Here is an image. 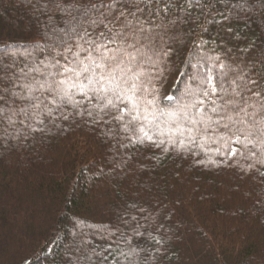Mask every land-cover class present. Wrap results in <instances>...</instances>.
<instances>
[{"label": "trees", "instance_id": "obj_1", "mask_svg": "<svg viewBox=\"0 0 264 264\" xmlns=\"http://www.w3.org/2000/svg\"><path fill=\"white\" fill-rule=\"evenodd\" d=\"M71 21L53 0H0V63L48 71L83 59L73 42L86 48L88 37L73 36ZM153 27L126 77L139 99L123 121L79 93L67 119L44 125L17 111L28 101L4 105L0 264H264V144L253 137L228 154L240 125L225 103H243L234 90L250 95L231 83L240 77L264 90V0H173ZM206 76L223 99L203 95Z\"/></svg>", "mask_w": 264, "mask_h": 264}, {"label": "snow or ice", "instance_id": "obj_2", "mask_svg": "<svg viewBox=\"0 0 264 264\" xmlns=\"http://www.w3.org/2000/svg\"><path fill=\"white\" fill-rule=\"evenodd\" d=\"M53 2L55 6L61 7L71 15L69 31L72 35L81 40L88 37L85 41L86 48L73 42V47L83 49L80 53L83 59L73 53L72 61H68L67 57L64 64L56 60L48 71L0 63V114L4 112L5 104L26 100L28 103L17 111L35 119L37 125H44L45 119L49 122H55L60 116L67 119L64 110L67 106L76 107L81 103V100L76 99L75 96L79 93L83 100L90 102L99 100L104 103L105 108H115L116 115L113 119L123 121L124 115L131 114L128 105L131 104L135 109L136 101L139 99L137 84L134 80L126 78L130 73L135 75L132 65L137 62L138 45L145 47L154 42L152 33L155 30L153 27L155 19L161 14L163 18H167L173 0H70L69 3H64V0H53ZM186 2L189 5L193 4V0ZM199 2L200 0H197V3ZM67 51L72 53L73 49L67 48ZM61 55L63 56V53ZM45 67L49 66L45 65ZM223 67L224 65H220L221 69ZM33 72L38 73L39 78L32 76L34 82L22 83V78L28 80ZM138 78L137 76L136 79ZM205 81L211 85V88L203 95L209 97L216 94L218 99H223L219 96L222 91L221 86L213 84L209 76L205 77ZM240 81L237 83L233 80L231 83L236 84L238 89L243 88L250 93L248 98L244 99V92L234 90V94L240 96L243 103L225 102L231 105V115L227 118L233 121V126L237 122L240 125L233 133L235 139L229 137L227 141L228 154L232 157L242 155L239 148L232 147L233 144L247 146L252 143L253 137L258 143L264 144V90H254L260 86L258 79L240 77ZM112 84L115 88L107 86ZM25 89L29 91L28 95L24 94ZM113 97L121 104L125 101L127 104L120 107L114 103ZM253 97L256 98L255 104L250 103ZM200 103L203 104L204 101ZM211 103L212 113H217L216 99H212ZM224 108L225 104L219 105V109ZM249 108L252 110L249 111ZM100 110L103 111V108ZM75 114L84 115L79 111ZM87 115L91 116L93 113L88 111ZM236 117L239 118L238 121ZM136 119L138 117L132 116V121ZM204 119L211 120V117L205 116ZM29 127L32 131H43V127L31 125ZM224 127L229 128V124H224ZM144 135L147 136V133ZM241 136L244 137L243 141ZM250 155L255 157L256 153L250 152ZM260 162L264 164V161ZM259 174L264 176V172ZM103 259L107 260V257Z\"/></svg>", "mask_w": 264, "mask_h": 264}]
</instances>
